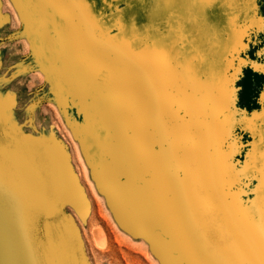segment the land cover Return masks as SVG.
<instances>
[{
    "label": "rangeland",
    "instance_id": "obj_1",
    "mask_svg": "<svg viewBox=\"0 0 264 264\" xmlns=\"http://www.w3.org/2000/svg\"><path fill=\"white\" fill-rule=\"evenodd\" d=\"M0 264H264V0H0Z\"/></svg>",
    "mask_w": 264,
    "mask_h": 264
},
{
    "label": "bare ground",
    "instance_id": "obj_2",
    "mask_svg": "<svg viewBox=\"0 0 264 264\" xmlns=\"http://www.w3.org/2000/svg\"><path fill=\"white\" fill-rule=\"evenodd\" d=\"M138 60L140 59L139 57L137 58ZM140 62V61H139ZM225 94V93H224ZM116 98V97H115ZM223 100V99H222ZM223 104V103H222ZM59 153H62V152H59ZM57 155V154H56ZM62 156V155H61ZM58 158V157H57ZM133 165V164H132ZM55 169H56V172H55ZM128 169V168H127ZM51 170H52V178H53V181H60L62 184L63 183H66V181H68L69 179V176H68V168H67V164H66V161L60 157L59 159H57L56 163L55 162H52V165H51ZM38 182H36L37 184ZM65 190V189H63ZM66 192V190H65ZM66 194V193H65ZM68 195V194H67ZM70 199V198H69ZM77 206L78 208L80 209L81 207V203H77ZM81 215V214H80ZM86 215V214H85ZM81 217H84L81 215ZM101 232L99 230L95 231V235L98 236L100 235ZM100 244L102 243L103 244V241L102 242H99Z\"/></svg>",
    "mask_w": 264,
    "mask_h": 264
}]
</instances>
